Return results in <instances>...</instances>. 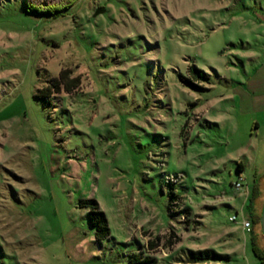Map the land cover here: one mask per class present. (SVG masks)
Segmentation results:
<instances>
[{
    "label": "rangeland",
    "instance_id": "374dc122",
    "mask_svg": "<svg viewBox=\"0 0 264 264\" xmlns=\"http://www.w3.org/2000/svg\"><path fill=\"white\" fill-rule=\"evenodd\" d=\"M27 1L61 9L0 0V264H262L264 0Z\"/></svg>",
    "mask_w": 264,
    "mask_h": 264
},
{
    "label": "trees",
    "instance_id": "16d2710c",
    "mask_svg": "<svg viewBox=\"0 0 264 264\" xmlns=\"http://www.w3.org/2000/svg\"><path fill=\"white\" fill-rule=\"evenodd\" d=\"M25 8H26L27 12H33V13H37V14H49V15L59 14L60 9H61V8L60 9L49 8V7H45V6H35L33 4H30V2H28L27 0H25ZM189 72L191 73L192 77L195 78L196 80L206 77L205 73L196 69L195 67L189 68ZM63 74L64 73L61 72L59 74L58 78H54L51 81V85H50V88L48 90H51V88H52L54 91L58 92L61 89L60 86H62V89L65 92L68 93L71 91V88L67 84L65 85L63 83V78H64ZM75 81H78V79ZM236 171L238 174V178L241 179L240 174L243 171V166L241 163L238 164ZM238 180H237V182H238ZM241 185L243 186L242 179H241ZM258 194H259L258 185L254 184L252 189L250 190L249 195H248L247 202L250 201L251 203H253L255 201V199L258 197ZM92 204H93L92 210L89 213L90 224L92 226L96 227V229H97L96 236L97 237L98 236H101V237L107 236L109 229L107 226L105 216L101 211H99L98 205L95 202H92ZM263 206H264V204H263ZM260 218H261V213L257 214L254 210V213H252L251 217H249L248 219L251 221L252 226H255L257 224H260ZM251 240H252V247H253L254 254L260 259L262 264H264V252L258 247L257 242H256L257 241L256 236L252 235ZM222 259H224L223 255H220L211 249H206V250L192 251L190 258L188 259L189 262H187V263L188 264H211V263H219ZM137 264H155V262H147L146 261V262H139Z\"/></svg>",
    "mask_w": 264,
    "mask_h": 264
},
{
    "label": "built area",
    "instance_id": "2783aa9c",
    "mask_svg": "<svg viewBox=\"0 0 264 264\" xmlns=\"http://www.w3.org/2000/svg\"><path fill=\"white\" fill-rule=\"evenodd\" d=\"M235 188L238 190L241 188V179L238 180V182L235 183ZM237 215L236 216H232L229 218V221L231 222H236L237 221ZM240 225H241V228L244 232H250L252 230V223L251 221L246 218V217H242V220L240 221Z\"/></svg>",
    "mask_w": 264,
    "mask_h": 264
},
{
    "label": "water",
    "instance_id": "95a60500",
    "mask_svg": "<svg viewBox=\"0 0 264 264\" xmlns=\"http://www.w3.org/2000/svg\"><path fill=\"white\" fill-rule=\"evenodd\" d=\"M104 12V9L103 8H99L96 10L94 16H97L101 13ZM260 225H261V230H262V234H263V237H264V206H263V209H262V212H261V218H260Z\"/></svg>",
    "mask_w": 264,
    "mask_h": 264
},
{
    "label": "crops",
    "instance_id": "0c3cea01",
    "mask_svg": "<svg viewBox=\"0 0 264 264\" xmlns=\"http://www.w3.org/2000/svg\"><path fill=\"white\" fill-rule=\"evenodd\" d=\"M258 185V184H257ZM250 193V192H249ZM249 195V194H248ZM258 198V197H257ZM257 198L255 199V203L257 202ZM256 206V205H255ZM254 206V210H255V212L257 213V211H256V207ZM261 211H262V209H261ZM254 226H252V230L250 231V232H247V233H250V236H252V235H255L256 236V234H255V232H254V228H253ZM244 232V231H243ZM244 233H246V232H244Z\"/></svg>",
    "mask_w": 264,
    "mask_h": 264
}]
</instances>
